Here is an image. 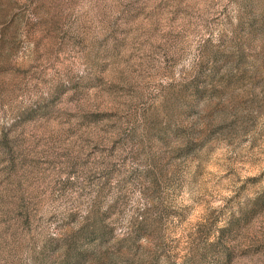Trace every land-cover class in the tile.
Masks as SVG:
<instances>
[{
  "label": "rangeland",
  "instance_id": "374dc122",
  "mask_svg": "<svg viewBox=\"0 0 264 264\" xmlns=\"http://www.w3.org/2000/svg\"><path fill=\"white\" fill-rule=\"evenodd\" d=\"M3 132L0 264H264V0H0Z\"/></svg>",
  "mask_w": 264,
  "mask_h": 264
},
{
  "label": "clouds",
  "instance_id": "9594fccd",
  "mask_svg": "<svg viewBox=\"0 0 264 264\" xmlns=\"http://www.w3.org/2000/svg\"><path fill=\"white\" fill-rule=\"evenodd\" d=\"M6 135V132L0 133V136H4ZM75 216V213H73V217ZM92 221H98L100 223V220L97 218V216H93V218L91 220H87L85 219V221H83L80 225H78V227H80V229L82 227H84L85 225L89 224Z\"/></svg>",
  "mask_w": 264,
  "mask_h": 264
}]
</instances>
